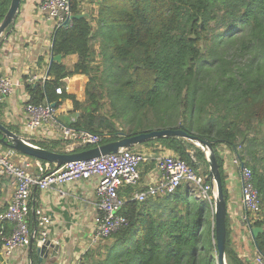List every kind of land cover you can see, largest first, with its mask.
<instances>
[{"label":"trees","instance_id":"1","mask_svg":"<svg viewBox=\"0 0 264 264\" xmlns=\"http://www.w3.org/2000/svg\"><path fill=\"white\" fill-rule=\"evenodd\" d=\"M83 1L70 0L73 17L84 12ZM10 3L0 0V24ZM51 53L76 56L77 61L70 70L53 62L43 86L26 84L27 103L48 102L57 108L69 100L72 110L65 126L99 136L100 145L144 133L134 124L147 119L164 122L158 130L192 135L201 146L175 137L139 146L171 151L209 182L210 165L201 150L208 146L225 202L219 149L225 147L250 168L261 197V218L246 213L244 224L263 230L253 244L264 258V0H98L96 17L73 19L69 27L53 29ZM102 54L101 66L97 57ZM74 75L88 79L84 102L66 93L63 80ZM58 88L61 95L55 92ZM30 143L65 153L60 140ZM212 207L213 202L188 195L184 187L144 202L130 195L121 210L126 225L84 252L78 264H218ZM27 222L34 230L32 213ZM228 223L226 218V263L243 264L230 246ZM11 232L10 223L0 222V249L1 239ZM36 248L34 240L30 264H41Z\"/></svg>","mask_w":264,"mask_h":264},{"label":"built area","instance_id":"2","mask_svg":"<svg viewBox=\"0 0 264 264\" xmlns=\"http://www.w3.org/2000/svg\"><path fill=\"white\" fill-rule=\"evenodd\" d=\"M70 0H41L40 9L46 19L53 24V29L67 28L71 24L72 14ZM52 41L49 47L51 55ZM49 79L48 70L45 75L27 74L22 81L14 80L11 76L0 73V107L16 89L25 88V85L43 84ZM61 95L62 89H56ZM55 107L48 102L40 104L25 103L24 132L34 135L44 128L46 136H55L64 145L65 152H72L77 147H98L101 138L86 131H75L56 121ZM49 132V133H48ZM18 154L12 149L0 150V178L9 180L13 185V194L10 202L0 212V222L12 225L9 236L3 237L1 256L8 259L15 252L27 253L31 240H36L37 247L48 239V231L52 225L51 218L41 209L33 210L35 219L34 230H30L27 222L31 209L29 207L34 189L46 191L58 188L59 193L65 185L80 181H96L95 196L97 199V217L90 237V246L108 239L127 223L121 214L125 204L120 196L124 188H132V200L144 202L148 198L173 195L179 188L198 200L209 203L215 201L213 195L214 184L207 177L195 172L184 161L176 157L171 151L159 147L154 156L151 151L122 150L118 153L100 155L86 161H77L51 168L48 163L42 165L36 161L38 172L34 173L27 163L16 161ZM150 160L155 163L158 178L148 184L145 189L137 190L140 184V167ZM234 165L239 169L242 179L241 202L252 218L260 219L261 197L253 183L251 169L241 164L234 157ZM243 165V167H242ZM214 200V201H212ZM243 222H248L247 217ZM246 226L250 227L249 224ZM2 257V258H3ZM73 264H78V261ZM254 264H264V258L257 252Z\"/></svg>","mask_w":264,"mask_h":264},{"label":"crops","instance_id":"3","mask_svg":"<svg viewBox=\"0 0 264 264\" xmlns=\"http://www.w3.org/2000/svg\"><path fill=\"white\" fill-rule=\"evenodd\" d=\"M41 0H21L15 18L14 25L6 32L8 36H2L0 41V73L11 76L14 80L22 81L27 74L38 76L45 75L49 64V47L53 38V24L46 19L44 12L40 9ZM95 7V6H91ZM84 10L83 17L88 18ZM96 15V14H95ZM91 17H96L91 15ZM42 60L40 65H37ZM77 61L76 56L61 58L68 70L72 69ZM87 77L74 75L63 80L66 93L74 95L79 102L85 100V87ZM29 100L25 88H18L0 107V121L7 126L18 129L23 138L29 142L37 140L55 141V136H46L44 128H41L34 135H27L24 132L23 106ZM72 110V103L69 100L62 102L55 109L56 121L64 123L68 113ZM49 133V132H48ZM16 134V133H15ZM137 150L148 152V148L138 146ZM78 148V147H77ZM154 156L158 150L152 148ZM207 159L210 153L201 147ZM74 150H72L71 153ZM223 158V169L226 175V188L228 200L226 204V218L228 219L230 231V246L243 264H254L257 250L254 247L250 232L244 224L246 210L241 202L242 179L239 169L234 165V155L225 147L219 149ZM193 154V153H192ZM18 163H27L31 170L36 173V161L18 155ZM141 181L137 190H143L146 186L158 178L154 161L140 167ZM96 181H80L65 185L60 191L58 188H51L44 192L34 189L32 192L29 207L31 213L34 209H41L52 220L48 231V241L45 257L38 261L41 264H73L79 261L80 256L90 246V237L97 217V199L95 196ZM183 190V187L179 188ZM13 185L9 180H0V211L6 208L13 194ZM132 188H124L120 191L123 200L132 196ZM45 241V242H46ZM53 246V247H52ZM57 248L55 255H52L54 248ZM15 252L12 257L5 259L0 264H30L29 253ZM36 253V251H35ZM0 255L1 251H0ZM37 256V254H36ZM38 257V256H37Z\"/></svg>","mask_w":264,"mask_h":264},{"label":"water","instance_id":"4","mask_svg":"<svg viewBox=\"0 0 264 264\" xmlns=\"http://www.w3.org/2000/svg\"><path fill=\"white\" fill-rule=\"evenodd\" d=\"M20 2L21 0H11L8 11L5 17L3 18V21L0 24V41L2 36L9 35V32H6V30L10 26L14 25L15 18L17 16V12L20 6ZM82 17L83 15H78L74 17L72 16V20L79 19ZM61 58L62 57L60 55L54 56L51 53L49 58L48 69L50 68L53 62L60 63ZM52 105L53 107H55V104ZM0 134L2 135V138H0V145L6 146L8 149H12L15 152H18L24 156L31 157L36 160H41L48 164H53L56 167H60L64 164L71 162L90 160L92 158L99 157L100 155L118 153L122 150H131L135 146L140 145L144 142L155 139H161V138H168V137L182 138L184 140L194 143L196 146L202 145L200 140L192 135H189L181 130L167 129V130H155L150 132H144L135 136L125 137L117 142L100 145L98 147H94L79 153H71V152L54 153L32 145L29 142V140L9 131L1 123H0ZM205 149L208 150L210 153V157L209 159H207L210 165L209 178L213 182L216 190L215 201L213 204V219H214V230H215V245L217 249V260H218V264H224V259H225L224 252H225V241H226V226H225L226 204L223 199L221 180L217 172V166L212 158L213 156L210 151V148L208 146H205ZM246 227L250 232V236L253 242L255 241V238L258 236V234L262 233L263 231L261 228H251L248 226ZM32 243L33 240H31L30 246H32ZM49 245L50 243L46 241L43 245L38 246L36 248V254L38 256L39 261L41 260L42 257H45V252L47 251V246ZM56 250L57 248L55 247L52 255H55ZM1 260L3 261V258L0 255V261Z\"/></svg>","mask_w":264,"mask_h":264},{"label":"rangeland","instance_id":"5","mask_svg":"<svg viewBox=\"0 0 264 264\" xmlns=\"http://www.w3.org/2000/svg\"><path fill=\"white\" fill-rule=\"evenodd\" d=\"M97 3H98V0H85V1H83V4L81 5L83 11L85 10L87 12V14H89L88 17H90V19L93 18V17H91V15L96 16L95 14H96V11H97ZM92 5L95 6V7H91ZM81 15H83V13ZM92 24L94 25V23H92ZM95 49H96L97 53H99L98 44H95ZM103 59H104L103 54L97 57V63H100L101 66L104 63ZM163 123L164 122H158V121H153L151 119H147L146 121L135 123L134 124V128L139 130V131H141V132L155 131V130L163 128ZM2 125H4V124H2ZM4 126L6 127L7 125H4ZM17 135H19V134H17ZM1 138H2V135H1ZM138 146L139 145L134 147L135 148L134 151H137V149H139ZM144 147L148 148L151 151H153L152 148L154 147V145L153 144L148 145V146L145 145ZM0 150H2V149L0 148ZM63 150L65 151V149H63ZM213 195H214V197L216 196L215 187H214ZM212 201H214V200H212ZM212 210H213V207H212ZM102 243L105 245L106 241H104ZM224 264H227L226 263V259H224Z\"/></svg>","mask_w":264,"mask_h":264}]
</instances>
